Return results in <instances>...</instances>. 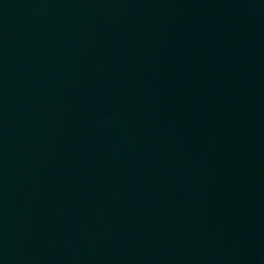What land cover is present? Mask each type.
<instances>
[{"label": "water", "instance_id": "1", "mask_svg": "<svg viewBox=\"0 0 264 264\" xmlns=\"http://www.w3.org/2000/svg\"><path fill=\"white\" fill-rule=\"evenodd\" d=\"M0 264H264V0H0Z\"/></svg>", "mask_w": 264, "mask_h": 264}]
</instances>
